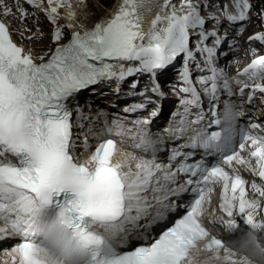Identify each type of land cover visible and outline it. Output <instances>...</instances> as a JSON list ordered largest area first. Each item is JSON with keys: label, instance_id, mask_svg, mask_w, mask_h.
<instances>
[{"label": "snow or ice", "instance_id": "obj_1", "mask_svg": "<svg viewBox=\"0 0 264 264\" xmlns=\"http://www.w3.org/2000/svg\"><path fill=\"white\" fill-rule=\"evenodd\" d=\"M26 2L44 11L54 25L59 17L58 9L71 7L68 0H47L46 8L44 0ZM15 3L23 20L27 13L19 0ZM232 4L234 11L224 6L226 19L230 23L247 20L250 0H232ZM0 7L4 9V16L11 14L5 0H0ZM153 7L158 11L145 32L144 13ZM169 7L171 11L162 15ZM67 18H71V12ZM208 19L220 23L216 15ZM205 23L198 0H183L179 8L171 0H121L109 19L96 23L93 30L72 33L69 42L56 47L46 62L35 63L30 52L13 42L8 26L0 21V222L4 225L0 227V234L23 237L14 248L19 256L18 264H191L190 250L199 241H206L205 251L223 253L227 264H245V259H238L204 223L205 216H210L211 223L223 224L229 233L239 230L243 235L264 234V217L257 219L261 198H264V135L242 131L239 149L244 150L250 142V151L248 157L240 156L233 147V122L238 113L231 106L225 105L223 120L213 112L216 118L212 123L225 125L221 131L209 133L201 129L191 137L192 147L218 153L220 163L181 164L178 171L188 174V178L176 188L165 189L164 199L168 195L177 197L178 201L183 195H189V199L170 205L160 199L156 201L173 213L183 209L181 217L158 239L152 238L153 242H149L145 237L142 244L124 252L117 251L112 240L126 233L123 227L126 222L135 224L147 215L148 202L142 193L148 190L157 172L164 171V180L172 183H176L175 173L162 169L155 161L137 163L140 171L135 173L124 171L123 162H113L116 144L111 139L100 143L81 162L77 155L78 137L73 133V110L69 102L82 90L115 80L119 91V83L127 77L139 73L155 77L181 54L185 57L181 72L185 86L181 91L191 97L181 101L185 112L189 106H200L196 83L215 100L218 81L223 79L225 89L229 83L214 64L215 46L221 44L222 38L215 30L205 31ZM193 34L198 39L196 52L205 55L204 63L210 72L195 82L189 69V63L195 60L190 47ZM61 36L62 30L57 26L53 42L60 41ZM210 37L214 38L213 47L206 44ZM251 39L264 42V33ZM39 59L43 61L44 57ZM131 62H138V66L126 67ZM241 75L259 81L252 88L253 94L264 93V56L253 60ZM240 91L243 94L244 88ZM153 92L163 95L158 85ZM144 107L136 104L125 111ZM76 111L81 112L79 107ZM201 119L198 116L195 123ZM251 128L264 132V127L255 123ZM108 132L111 134V129ZM116 134H123L121 126ZM83 143L88 144L86 135ZM149 143L141 136V144ZM176 155L179 153H174L173 159ZM234 162L262 182L251 183V198L246 190L248 181ZM216 185L221 186L219 210L223 215L220 216L206 207L211 203ZM134 211L136 215H132ZM237 217L249 231L243 232ZM163 219L164 214L157 211L146 229ZM98 229H103V233Z\"/></svg>", "mask_w": 264, "mask_h": 264}, {"label": "bare ground", "instance_id": "obj_2", "mask_svg": "<svg viewBox=\"0 0 264 264\" xmlns=\"http://www.w3.org/2000/svg\"><path fill=\"white\" fill-rule=\"evenodd\" d=\"M183 0H173V2L171 3L172 5H175L179 2H181ZM195 1V0H194ZM197 1V0H196ZM210 7L208 9L209 12H215L218 13L220 7L218 6V2L220 0H210ZM88 2V0H87ZM109 2L111 3H107V4H103L102 6L105 7L106 12L101 11L99 12L100 17H111L112 13L116 10L118 4L121 2V0H115V2H113L112 0H110ZM198 2L201 4L202 0H198ZM91 0L89 1V3H84V1H78V3H75L74 6V11L71 13V18L69 19L70 24L72 25L71 27V32L79 28L81 29H85V28H91L93 26H95V24L91 23L93 20H90V16L88 13H92L91 16L95 17L96 14V3H91L92 6H90ZM114 3L116 4L114 6ZM225 3V2H224ZM22 4L23 5H27L26 4V0H22ZM79 6V7H78ZM33 7V6H32ZM44 7H47V0H44ZM179 8V7H178ZM85 9V10H84ZM205 8L203 7V10ZM157 8L153 7L152 11L150 12H145L144 13V22L145 25L149 26L148 24H151L152 20L155 18L154 17V13H157ZM171 8L169 7L164 14L168 12H170ZM43 12V11H42ZM107 14V15H106ZM162 14V13H161ZM162 14V15H164ZM60 15V14H59ZM19 17V16H18ZM69 16H65L66 20H68ZM91 17V18H92ZM20 18V17H19ZM86 21V22H85ZM27 23H32V21L28 20ZM82 23H86V24H82ZM79 25V26H78ZM31 26V25H29ZM210 26H214L216 30H224L225 31V35L226 37H231L232 35V31L227 27L226 24H215L214 21H212L210 23ZM142 27H144V25H142ZM150 27V26H149ZM160 27H163V25H160ZM28 30V29H27ZM32 31V32H31ZM63 31H67V29H63ZM259 31V30H257ZM26 36H34L33 39H31L30 41H28L27 43V38L25 39H19L17 36V40L20 41V43L24 46L26 52H30L33 59H39V57L41 56H45V55H38L40 52H45L46 50H50L52 49L58 42H53V39L48 37L46 38L47 35H40L39 32L36 33L35 29H31L30 31L25 33ZM37 36H43L40 40H43L44 38H46L45 40L48 41L47 45L46 44H41L39 42L34 43V39ZM214 39V38H213ZM213 39L211 38L209 41H211L213 43ZM224 45V40L222 39V42L220 45L216 46L217 50H220ZM43 54V53H41ZM241 59V58H240ZM178 80H181L180 76H178V74L173 71H162V72H157L156 73V81L157 83H155L156 81H154L153 78H148V77H141V83L143 84V86L145 87V90L147 91V95L151 98H156L159 94L158 93H154L153 92V88L156 87L157 85L159 86L160 92L163 93V95L167 96L169 99L160 104V109L159 111L161 112L162 115H167L168 114V110L170 109L171 106H173V102L174 99L176 98L175 95H173V91L169 88V85H177L179 84ZM132 82V80L130 81V83ZM107 84L106 88H103V86ZM109 84H112V82H100V84H97V86L95 87V89H99L100 88V94H90V90L86 91L83 96H82V102L85 105L86 109L85 112H90V114L95 113L93 109L101 106V116L103 119L107 118V117H111L112 115H116L118 116V114H123L124 116H126V114H124L121 109L123 108L124 105H127L128 103H122L123 101H116V97L114 98H110L108 96L104 97L102 96L103 93L106 92H110L111 91V87L109 86ZM245 85V84H244ZM210 87V84L208 85ZM144 89V88H141ZM204 90V88H203ZM253 93H251L250 95H252ZM186 98V96H182V98H180V100H184ZM157 99V98H156ZM136 99H134L135 101ZM161 102V100L159 101ZM182 105L179 104L178 107L180 108ZM225 105H229V106H233L235 107V104L232 103H227ZM154 107V106H152ZM157 108V107H155ZM224 109V107L222 108V110ZM258 109V110H257ZM249 110V109H248ZM252 111L249 110V113L252 114L251 116L255 115V117L260 113V106L258 104H256L255 106H253L251 108ZM246 111V110H245ZM223 112V111H222ZM143 113V112H141ZM245 115V114H244ZM248 115V114H247ZM141 114L137 113L132 115V117H130L129 120H134V121H138L140 118ZM135 122V123H136ZM87 136H91V133H87ZM157 139H159V136L154 137V140L157 141ZM82 139H80V141H82ZM122 155L119 156V158L117 159V161L123 162L124 163V171H131L133 169H135L136 164L139 161L140 156L136 153H134L133 151H130L128 149H125L122 151L121 153Z\"/></svg>", "mask_w": 264, "mask_h": 264}, {"label": "clouds", "instance_id": "obj_3", "mask_svg": "<svg viewBox=\"0 0 264 264\" xmlns=\"http://www.w3.org/2000/svg\"><path fill=\"white\" fill-rule=\"evenodd\" d=\"M206 241H199L190 250L191 264H227L223 253L204 250ZM226 247L236 254L239 259L243 257L245 264H264V243L257 233H248L227 243Z\"/></svg>", "mask_w": 264, "mask_h": 264}, {"label": "rangeland", "instance_id": "obj_4", "mask_svg": "<svg viewBox=\"0 0 264 264\" xmlns=\"http://www.w3.org/2000/svg\"><path fill=\"white\" fill-rule=\"evenodd\" d=\"M89 1L90 0H88V2H87V0H86V3H89ZM110 0H91V3L93 4V3H96V14H95V17H92L91 16V14L92 13H88L89 14V16H90V20H93V19H97V18H99L100 17V15H99V12H101V11H104V12H106V8L105 7H103L102 6V3L103 4H107V3H111V2H109ZM113 2H115V0H112ZM223 0H220L219 2H218V6L220 7V5H219V3L221 4V3H223L222 2ZM90 3V6L89 7H91L92 6V4ZM26 6V5H25ZM175 7H179L180 6V2L179 3H177V4H175L174 5ZM92 17V18H91ZM86 22V21H85ZM28 24V26L29 25H32V23H27ZM86 24V23H85ZM38 25L39 26H41L42 28V31H41V33H45V32H47V36H46V38H48L49 37V34H48V32L50 33V31H51V29H53V24L48 20V18H45L44 20H43V22L40 20L39 21V23H38ZM143 25H145V22L143 21ZM149 26H151V24H149ZM248 27L250 28V25H248ZM247 27V28H248ZM32 29H34V28H32ZM65 29V28H64ZM230 29V28H229ZM237 29V28H236ZM235 29V30H236ZM231 30V29H230ZM32 32V31H31ZM37 32H40V30H36V33ZM40 34V33H39ZM67 37V39H68V36H70V34L69 33H67V35H66ZM42 38V36H37L35 39H34V43H37V42H39V43H41V44H46L47 45V43H48V41L47 40H45L46 38H44L43 40H40ZM237 58V57H236ZM232 64H233V62H232ZM231 64V65H232ZM159 72H162V71H159ZM169 88L171 89V90H174L175 89V86L174 85H172V84H170L169 85ZM157 98V97H156ZM156 98H154V99H156ZM160 101V100H159ZM154 107H157V106H155L154 105Z\"/></svg>", "mask_w": 264, "mask_h": 264}, {"label": "water", "instance_id": "obj_5", "mask_svg": "<svg viewBox=\"0 0 264 264\" xmlns=\"http://www.w3.org/2000/svg\"><path fill=\"white\" fill-rule=\"evenodd\" d=\"M115 5H116V4L114 3V6H115ZM106 15H107V14H106ZM104 17H105V16H104ZM104 17H99V18L95 19L94 21H92L91 23L96 24V23H98V22H101V21H103Z\"/></svg>", "mask_w": 264, "mask_h": 264}]
</instances>
